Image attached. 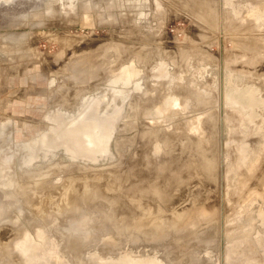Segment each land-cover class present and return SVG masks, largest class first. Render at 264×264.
<instances>
[{
    "label": "rangeland",
    "instance_id": "rangeland-1",
    "mask_svg": "<svg viewBox=\"0 0 264 264\" xmlns=\"http://www.w3.org/2000/svg\"><path fill=\"white\" fill-rule=\"evenodd\" d=\"M58 1L0 0V264H264V0Z\"/></svg>",
    "mask_w": 264,
    "mask_h": 264
},
{
    "label": "bare ground",
    "instance_id": "bare-ground-1",
    "mask_svg": "<svg viewBox=\"0 0 264 264\" xmlns=\"http://www.w3.org/2000/svg\"><path fill=\"white\" fill-rule=\"evenodd\" d=\"M8 1H9V0H8ZM56 1H58V0H56ZM5 2H7V1H5ZM58 2H59V1H58ZM62 3H63V1H62ZM47 4H48V3H47ZM52 4H53V3H52ZM59 4H60V3H59ZM57 5H58V4H57ZM60 5H61V4H60ZM60 5H59V6H60ZM59 6H58V7H59ZM53 7H54V6H53ZM55 7L58 8L56 5H55ZM48 8H50V7H48ZM48 8H47V9H48ZM65 8H66V7H65ZM67 9H68V8H67ZM54 11H55V10H54ZM57 11H59V10H57ZM55 13H56V12H55ZM61 13H62V12H61ZM58 14H59V13H58ZM58 14H57V15H58ZM50 15H51V14H50ZM66 36H67V35H66ZM61 37H63V36H61ZM54 38H55V37H54ZM119 40H120V39H119ZM122 41H123V40H122ZM65 42H66V41H65ZM100 43H101V42H100ZM63 44H64V43H63ZM90 44H91V43H90ZM96 44H97V43H96ZM119 44H120V43H119ZM92 45H93V44H92ZM64 46H65V45H64ZM88 46H90V45L88 44ZM93 46H94V45H93ZM98 48H99V46H98ZM93 50L95 51V49H93ZM93 50H92L91 52H93ZM98 50H99V49H98ZM96 51H97V50H96ZM85 53H87V52H85ZM89 53H90V52H89ZM95 53H96V52H94V53H92V54H95ZM140 60H141V59H140ZM142 61H143V59H142ZM19 64H20V63H19ZM6 127H7V126H6ZM6 129H7V128H6ZM196 139H197V138H196ZM194 140H195V139H194ZM194 140H193V143H195L197 146H199V147H202V146H203V142H204L203 139H199V138H198L196 141H194ZM73 143H74V142H73ZM74 144H76V145L79 147V143H78L77 141H76V143H74ZM192 145H193V144H192ZM70 146H71V144H70ZM74 146H75V145H74ZM71 147H72V146H71ZM192 147H193V146H192ZM71 167H72V166H71ZM61 168H62V167H61ZM50 169H51V168H50ZM56 169H57V168H56ZM52 170H53V169H52ZM64 170H65V169H64ZM107 170H108V169H107ZM118 170H119V169H118ZM48 171H49V170H48ZM48 171H47V172H48ZM50 171H51V170H50ZM53 171H54V170H53ZM68 171H70V170H68ZM125 171H126V170H125ZM72 172H74V171H72ZM75 172H76V171H75ZM81 172H82V171H81ZM49 173H50V172H49ZM83 173H84V172H83ZM93 173H94V172H93ZM41 174H42V171H41ZM85 174H86V173H85ZM73 175H74V174H73ZM86 175H87V174H86ZM37 176H38V175H37ZM108 176H109V175H108ZM85 177H86V176H85ZM80 178H81V177H80ZM105 178H106V177H105ZM77 179H78V178H77ZM83 179H85V178H83ZM93 180H94V179H93ZM64 181H65V180H64ZM64 181H63V182H64ZM66 181H67V180H66ZM94 181H95V180H94ZM31 182H33V181H31ZM63 182H62V183H63ZM79 182H80V180H79ZM83 182H85V181L83 180ZM99 182H100V181H99ZM18 183H19V182H18ZM21 183H22V182H21ZM28 183H29V182H27V184H28ZM33 183H34V182H33ZM33 183H32V184H33ZM40 183H41V182H40ZM23 184H24V183H22V186H23ZM71 184H72V183H71ZM77 184H78V183H77ZM80 184H81V183H80ZM19 185H20V184H19ZM30 185H31V184H30ZM37 185H38V184H37ZM83 185H85V184H83ZM94 185H95V184H94ZM32 186H33V185H32ZM65 186H66V185H65ZM77 186H78V185H77ZM88 186H89V185H88ZM88 186H87V187H88ZM110 186H111V185H110ZM25 187H27V186H25ZM29 187H30V186H29ZM33 187H34V186H33ZM33 187H32V188H33ZM38 187H39V186H38ZM44 187H45V186H44ZM49 187H50V186H49ZM61 187H62V186H61ZM63 187H64V186H63ZM72 187H73V185H70V183L67 184V186L65 187L66 189H64V191H62V193H61L62 195H60V196H63V197H64L65 195L67 196V194L74 195L73 193H71V192L73 191ZM85 187H86V186H85ZM85 187H84V188H85ZM35 188H36V187H35ZM42 188H43V187H42ZM53 188H54V187H53ZM56 188H57V187H56ZM80 188H81V187H80ZM90 188H91V187H90ZM93 188H94V187H93ZM98 188H99V187H98ZM151 188H152V187H151ZM155 188H156V187H155ZM161 188H162V187H161ZM163 188H164V187H163ZM163 188H162V189H163ZM25 189H26V188H25ZM27 189H28V188H27ZM33 189H34V188H33ZM39 189H40V187H39ZM44 189H45V188H44ZM44 189H43V191H44ZM50 189H51V188H50ZM58 189H59V188H58ZM74 189H75V188H74ZM78 189H79V187H78ZM81 189H82V188H81ZM81 189H80V191H83V190H84V189H83V190H81ZM94 189H95V188H94ZM94 189H92V192H93ZM96 189H97V188H96ZM165 189H166V188H165ZM22 190H24V189L22 188ZM22 190H21V191H22ZM31 190H32V189H30V192H31ZM48 190H49V189H48ZM98 190H99V189H98ZM19 191H20V190H19ZM27 191H28V190H27ZM36 191H37V190H36ZM38 191H40V190H38ZM38 191H37V192H38ZM49 191H50V190H49ZM57 191H58V190H57ZM76 191H77V190H75L74 192H76ZM85 191H86V190H85ZM87 191H88V190H87ZM87 191H86V193H87ZM153 191H154V190H153ZM159 191H160V190H159ZM17 192H18V191H17ZM32 192H33V191H32ZM32 192H31V193H32ZM41 192H42V191H41ZM78 192H79V191H78ZM99 192H100V191H99ZM150 192H152V191H150ZM22 193H25V192H22ZM31 193H30V194H31ZM33 193H34V192H33ZM47 193H48V192H47ZM49 193H50V192H49ZM94 193H95V190H94ZM97 193H98V192L96 191V194H97ZM155 193H156V194H157V193L159 194V192H155ZM161 193H162V192H161ZM19 194H20V193H19ZM36 194H37V193H36ZM43 194H44V193H43ZM75 194H76V193H75ZM79 194H80V193H79ZM89 194H91V192H90ZM96 194H92V195H89V196H93V195H96ZM98 194H99V193H98ZM40 195H41V194H40ZM80 195L82 196L83 193L80 194ZM80 195H79V197H80ZM84 195H85V194H84ZM86 195H87V194H86ZM118 195H119V194H118ZM162 195H164V194H161V196H162ZM34 196H35V195H34ZM34 196L32 197V199L34 198ZM38 196H39V194H38ZM46 196H47V195L45 194V198H46ZM48 196H49V195H48ZM55 196H57V195L55 194ZM74 196H75V195H74ZM119 196H120V195H119ZM122 196H123V195H122ZM29 197H31V196H29ZM35 197H36V196H35ZM51 197H52V196H51ZM71 197H72V196H71ZM87 197H88V195H87ZM98 197H99V196H98ZM116 197H117V196H116ZM158 197H159V196H158ZM165 197H166V196H165ZM45 198H44V201H45ZM58 198H59V197H58ZM65 198H66V197H65ZM77 198H78V197H77ZM77 198H76V200H78ZM82 198H83V196H82ZM161 198H163V197H161ZM40 199H41V198H40ZM47 199L49 200V199H50V196H49L48 198H46V202H48ZM79 199H80V198H79ZM85 199H86V198H85ZM85 199H84V200H85ZM91 199H92V198H91ZM128 199H129V198H128ZM165 199L167 200V198H165ZM38 200H39V199H38ZM42 200H43V197H42ZM42 200H41V201H42ZM51 200H53V198H52ZM56 200H57V199H56ZM65 200H67V198H66ZM65 200H64V202H65ZM87 200H88V199H87ZM161 200H162V199H161ZM68 201H69V199H68ZM68 201H67V202H68ZM73 201H75V200H73ZM82 201H83V200H82ZM89 201H90V200H89ZM115 201H116V200H115ZM159 201H160V199H159ZM159 201H158V202H159ZM163 201H164V199H163ZM163 201H161V202L163 203ZM32 202H33V200L31 201V203H27V204H29V205L31 204V205H32ZM36 202H37V201H36ZM64 202H63V203H64ZM67 202H66V203H67ZM71 202H72V201L70 200V204H68V205H71ZM138 202H139V201H138ZM138 202H137V203H138ZM164 202H165V201H164ZM38 203H39V202H38ZM41 203H42V202H41ZM44 203H45V202H43V204H44ZM33 204L35 205V203H33ZM139 204H140V203H139ZM139 204H138V206H139ZM52 205H53V204H52ZM65 205H66V204H65ZM65 205L63 204V206H65ZM68 205H66V206L68 207ZM147 205H148V204H147ZM40 206L42 207V205H40V203H39L38 206H36V207H39V208H40ZM44 206H46V205H44ZM63 206H62V207H63ZM144 206H145V205H144ZM159 206H160V205H159ZM29 207H30V206H29ZM34 207H35V206H34ZM46 207H47V206H46ZM72 207H73V205H72ZM140 207H141V206H140ZM43 208H44V207H43ZM50 208H51V207H50ZM55 208H56V207H55ZM68 208H69V207H68ZM157 208H158V207H157ZM36 209H37L36 211L38 212V208H36ZM52 209H53V208H52ZM52 209H51V210H52ZM141 209H144V208H141ZM145 209H146V208H145ZM145 209L142 210L141 212H140V210H139L140 215L138 216V217H139L138 220L142 221L143 219L146 218V215H148V216H152L149 212H147V209H146V210H145ZM148 209H149V208H148ZM33 210H34V208H33ZM41 210H42V209H41ZM150 210H152V209H150ZM150 210H148V211H150ZM34 211H35V210H34ZM34 211H33V212H34ZM39 211H40V210H39ZM53 211H54V210H53ZM53 211H52V212H53ZM197 212H199V210H198ZM41 213H42V211H41ZM147 213H148V214H147ZM151 213H152V211H151ZM190 213H191V212H189V214H190ZM34 214H35V213H34ZM43 214H44V213H43ZM149 214H150V215H149ZM199 214H200V212H199ZM41 215H42V214H41ZM137 215H138V214H137ZM180 215H181V216H180ZM42 216H44V215H42ZM185 216H188V215H186L185 213H180V214H177V215H176L177 218H180V217H181V218H182V221H184V222H185V220L188 218V217L186 218ZM183 217H185L186 219L184 220ZM152 218H153V217H151V219L149 218V219H150V222H149V223L152 222L151 220H154V219H152ZM138 220H136V221L138 222ZM147 220H148V218H147ZM162 220H163V219H162ZM40 221H41V220H40ZM133 221H135V218H134ZM144 221H145V220H144ZM148 221H149V220H148ZM182 221H181V222H182ZM125 222H126V221H125ZM128 222H129V220H128ZM128 222H127L126 225H128ZM137 222H135V223H137ZM130 223H132V222H130ZM130 223H129V224H130ZM135 223H134V224H135ZM138 223L141 224V222H138ZM143 223H144V222H143ZM166 223H168L169 226H170L171 228H172V226H173V227L176 226V224H174V220H170V221H168V222H166ZM147 224H148V223H147ZM182 224H183V223H182ZM190 224H191V223H190ZM131 225H132V224H130V225H128V226H131ZM135 225H137V224H135ZM142 225H143V224H142ZM142 225L139 226V227H142ZM144 225H145V224H144ZM144 225H143V226H144ZM165 225L168 226L167 224H165ZM174 225H175V226H174ZM188 225H189V224H188ZM117 226H118V225H117ZM128 226H127V227H128ZM132 226H133V225H132ZM18 227H19V226H18ZM18 227H17V228H18ZM136 227H138V226H135L134 228H136ZM139 227H138V228H139ZM156 227H157V226H156ZM170 227H169V228H170ZM116 228H117V227H116ZM160 228H161V227H160ZM141 229H142V228H141ZM165 229H166V228H165ZM174 229H175V228H174ZM2 230H3V229H2ZM2 230H1V231H2ZM3 231H5V230H3ZM154 231H156V229H155ZM159 231H160V230H159ZM5 232H6V231H5ZM150 232H151V230H150ZM152 232H153V230H152ZM152 232H151V233H152ZM3 233H4V232H3ZM3 233H1V235H0V236H1V239H2V236H4ZM4 234H5V233H4ZM144 234H145V233H144ZM10 235L12 236V234H10ZM21 236H22V235L20 234V236H19L17 239H20ZM7 238H8V236H7ZM9 239H10V238H8V240H9ZM17 239L10 241L11 243H9V241H7V242H1V241H2V240H1V241H0V242H1V243H0V251L3 252V253H5V254H9V253H11V252L13 251V247L15 246L16 242H18V241H16ZM26 240H27V239H26ZM26 240H25V241H26ZM25 241H24V242H25ZM74 243H75L74 241L71 242V244H72L73 246H74ZM76 243H77V242H76ZM26 245H27V244H26ZM20 246H21V245H20ZM27 246H28V245H27ZM75 246H76V245H75ZM16 247H18V246H16ZM16 247H15V248H16ZM29 248H30V246H29ZM25 249H26V248H25ZM27 250H28V249H27ZM64 250H65V249H64ZM18 252H19V251H18ZM26 252H27V251H26ZM176 252H177V251H176ZM67 253H68V252H67ZM182 253H183V252H182ZM75 254H76V253H75ZM172 254H173V253H172ZM23 255H24V254H23ZM25 255H26V254H25ZM76 255H77V254H76ZM170 255H171V254H170ZM175 255H176V254H175ZM175 255H174V256H175ZM180 255H181V254H180ZM73 256H75V255H73ZM183 256H185V255H183ZM76 257H77V256H76ZM179 257H180V256H179ZM172 258H174V257H172ZM182 258H183V257H182ZM184 258H185V257H184ZM180 259H181V258H180ZM140 261H142V260H140ZM175 261H176V260H175ZM180 261H182V260H180ZM185 261H187V260L185 259ZM185 261H184V262H185ZM171 262H173V261H171ZM182 262H183V261H182ZM169 263H170V262H169ZM176 263H177V262H176ZM179 263H180V262H179ZM179 263H177V264H179ZM172 264H174V263H172ZM182 264H183V263H182Z\"/></svg>",
    "mask_w": 264,
    "mask_h": 264
},
{
    "label": "water",
    "instance_id": "water-1",
    "mask_svg": "<svg viewBox=\"0 0 264 264\" xmlns=\"http://www.w3.org/2000/svg\"><path fill=\"white\" fill-rule=\"evenodd\" d=\"M117 113L118 112L116 111L109 117L107 116V118H99L95 116L94 124L72 125L68 130H65L64 133L59 136V139L65 142L67 141L71 144L72 147L67 145L68 149L76 150L79 148L82 152L86 151L84 147L89 149L88 145L91 146L97 143L105 144L113 127V122ZM97 128L100 130L99 132H101V134L98 133L99 135L93 132V130ZM76 141L79 143V147L74 144Z\"/></svg>",
    "mask_w": 264,
    "mask_h": 264
},
{
    "label": "flooded vegetation",
    "instance_id": "flooded-vegetation-1",
    "mask_svg": "<svg viewBox=\"0 0 264 264\" xmlns=\"http://www.w3.org/2000/svg\"><path fill=\"white\" fill-rule=\"evenodd\" d=\"M4 1H8V0H4Z\"/></svg>",
    "mask_w": 264,
    "mask_h": 264
}]
</instances>
